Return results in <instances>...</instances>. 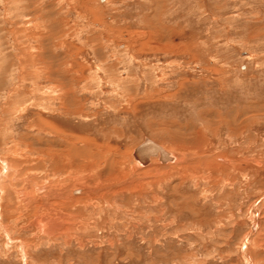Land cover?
Here are the masks:
<instances>
[{"label": "rangeland", "instance_id": "1", "mask_svg": "<svg viewBox=\"0 0 264 264\" xmlns=\"http://www.w3.org/2000/svg\"><path fill=\"white\" fill-rule=\"evenodd\" d=\"M0 180V264H264V0H0Z\"/></svg>", "mask_w": 264, "mask_h": 264}, {"label": "bare ground", "instance_id": "2", "mask_svg": "<svg viewBox=\"0 0 264 264\" xmlns=\"http://www.w3.org/2000/svg\"><path fill=\"white\" fill-rule=\"evenodd\" d=\"M103 1V0H102ZM131 60V59H130ZM118 66V65H117ZM117 77V76H116ZM112 79V78H111ZM80 80V79H79ZM117 80V79H116ZM155 93V92H154ZM23 108V107H22ZM151 140V139H150ZM153 141V140H152ZM153 142H155V141H153ZM156 143V142H155ZM156 144H158V143H156ZM160 147H161V149L163 150V152L165 153V154H167L166 156H167V158L168 159H166V157H165V154L163 155V153H161V152H158L157 154H150L149 152H146V153H143V154H139V155H136L135 154V152H134V154H133V156H134V159H133V162H132V164H133V167L134 168H144V167H146V166H148L149 164H151V162L154 160V158H156V159H159V162H162V163H170V162H174V161H177V155H175V153H172V152H169V151H167L163 146H161L160 144H158ZM82 149L80 148V149H78V148H74L73 150H71L72 152H74V154H75V156L77 157V158H80V156L81 155H83L84 157H85V155L86 156H89V154L91 153V150L92 149H90V151L88 150V149H86V148H84V150H82ZM65 152V151H64ZM88 152H90V153H88ZM66 153V152H65ZM72 154V153H71ZM65 157V156H64ZM64 157L63 158H60V159H64ZM71 157V156H70ZM146 157H148V158H146ZM72 158V157H71ZM75 158V157H74ZM82 158V157H81ZM56 159V158H55ZM54 159V160H55ZM66 159V158H65ZM86 159V158H85ZM59 160V159H58ZM72 160V159H71ZM64 161V160H63ZM62 161V162H63ZM66 161V160H65ZM69 161V160H68ZM5 162V161H4ZM61 162V161H60ZM59 162V163H60ZM76 162H77V160H76ZM56 163H58V162H56ZM66 163H68L67 161H66ZM74 163V162H73ZM175 163V162H174ZM54 164H55V162H54ZM4 165H5V167L3 168V172L4 173H8L9 172V164L8 163H4ZM10 165H12V164H10ZM63 165V164H62ZM69 165H70V163H69ZM59 166V165H58ZM61 166V165H60ZM66 166H67V169H69L68 168V165H65V168H66ZM71 167H73L72 165H71ZM111 167V166H110ZM12 168V167H11ZM54 168V167H53ZM59 168V167H58ZM91 168V167H90ZM57 170V169H56ZM59 170V169H58ZM91 171V170H90ZM81 172V171H80ZM114 172V171H113ZM97 173V172H96ZM111 174V173H110ZM68 176V175H67ZM94 176V175H93ZM109 176H111V175H109ZM65 177H66V175H65ZM93 180H95V179H93ZM79 181V180H78ZM95 181H97V179L95 180ZM97 183H98V181H97ZM0 188H1V180H0ZM89 188V187H88ZM92 189V188H91ZM80 192L79 191H77V192H75V194H79ZM43 220V219H42ZM46 221V220H45ZM52 223V222H51ZM41 224V223H40ZM37 225V224H36ZM43 225H45V224H43ZM53 224H51V226H52ZM39 226V225H38ZM40 227V226H39ZM42 227V226H41ZM48 227V226H47Z\"/></svg>", "mask_w": 264, "mask_h": 264}, {"label": "water", "instance_id": "3", "mask_svg": "<svg viewBox=\"0 0 264 264\" xmlns=\"http://www.w3.org/2000/svg\"><path fill=\"white\" fill-rule=\"evenodd\" d=\"M146 152H149L150 154H154V155L157 154L158 152L163 153V155L165 154L163 150L161 149V147L150 139H146L144 143L138 146L137 149L135 150L136 155L143 154ZM166 155L167 154H165V157L166 159H168Z\"/></svg>", "mask_w": 264, "mask_h": 264}, {"label": "crops", "instance_id": "4", "mask_svg": "<svg viewBox=\"0 0 264 264\" xmlns=\"http://www.w3.org/2000/svg\"><path fill=\"white\" fill-rule=\"evenodd\" d=\"M177 159H178V157H177ZM76 195V194H75Z\"/></svg>", "mask_w": 264, "mask_h": 264}]
</instances>
